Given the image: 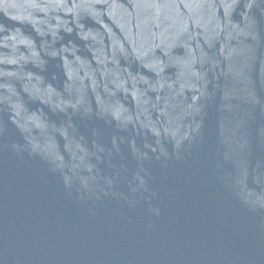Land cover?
I'll return each mask as SVG.
<instances>
[{
	"label": "water",
	"instance_id": "1",
	"mask_svg": "<svg viewBox=\"0 0 264 264\" xmlns=\"http://www.w3.org/2000/svg\"><path fill=\"white\" fill-rule=\"evenodd\" d=\"M0 264H264V0H0Z\"/></svg>",
	"mask_w": 264,
	"mask_h": 264
}]
</instances>
